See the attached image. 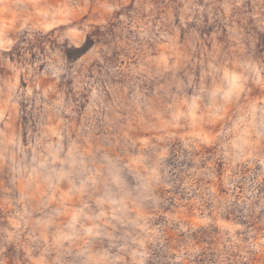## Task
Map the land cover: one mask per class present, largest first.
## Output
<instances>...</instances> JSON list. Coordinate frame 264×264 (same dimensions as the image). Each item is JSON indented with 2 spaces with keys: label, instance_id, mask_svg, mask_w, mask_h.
Listing matches in <instances>:
<instances>
[{
  "label": "rangeland",
  "instance_id": "rangeland-1",
  "mask_svg": "<svg viewBox=\"0 0 264 264\" xmlns=\"http://www.w3.org/2000/svg\"><path fill=\"white\" fill-rule=\"evenodd\" d=\"M0 264H264V0H0Z\"/></svg>",
  "mask_w": 264,
  "mask_h": 264
}]
</instances>
